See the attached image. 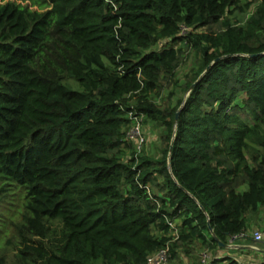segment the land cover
Segmentation results:
<instances>
[{"label":"trees","instance_id":"1","mask_svg":"<svg viewBox=\"0 0 264 264\" xmlns=\"http://www.w3.org/2000/svg\"><path fill=\"white\" fill-rule=\"evenodd\" d=\"M131 110L160 128L155 154L127 140ZM8 187L23 214L0 264H147L165 246L246 264L209 226L225 244L264 232V0H0Z\"/></svg>","mask_w":264,"mask_h":264},{"label":"rangeland","instance_id":"2","mask_svg":"<svg viewBox=\"0 0 264 264\" xmlns=\"http://www.w3.org/2000/svg\"><path fill=\"white\" fill-rule=\"evenodd\" d=\"M237 18L243 20L246 18V15H238ZM181 45H186V43L182 42ZM196 61L197 57L195 53L190 51V53L186 55L182 66L177 70L178 77H183V75L194 66ZM75 87H77V85H75ZM167 93H169L168 89L165 90L162 95L165 96ZM182 96L183 94L179 92L178 95L173 97V99L176 100ZM157 101L159 102L160 99H157ZM143 130L147 140L144 148L150 154H155L158 151L159 146L160 128L156 124L149 122L144 123ZM0 211V255L5 254L9 259H12L14 255L13 245L7 244L6 242L9 238H11L12 241H15V224L22 218L23 214V194L15 187H8L6 190L0 191ZM189 256L192 261H194V257L202 258V254ZM180 259L181 257L170 259L169 263L172 262V264H177Z\"/></svg>","mask_w":264,"mask_h":264},{"label":"built area","instance_id":"3","mask_svg":"<svg viewBox=\"0 0 264 264\" xmlns=\"http://www.w3.org/2000/svg\"><path fill=\"white\" fill-rule=\"evenodd\" d=\"M128 116L132 121V125L127 132L126 138L127 140L133 141L137 153H141L146 143V137L144 135V130H143L145 116L143 113H140L135 110H131ZM170 226L174 229L176 228L175 223L173 222H170ZM248 237H251L256 243L262 242L264 240V232L262 230H256L252 233L244 232L234 236L231 239L230 243H232L237 239L245 240ZM255 250L258 249L255 248ZM169 258H170L169 247L165 246L164 248L158 250L156 253L150 255L148 257L147 264H168ZM201 261L203 264H209L208 256L204 254L203 257L201 258Z\"/></svg>","mask_w":264,"mask_h":264},{"label":"crops","instance_id":"4","mask_svg":"<svg viewBox=\"0 0 264 264\" xmlns=\"http://www.w3.org/2000/svg\"><path fill=\"white\" fill-rule=\"evenodd\" d=\"M261 226H263V220H252L248 229V233H252L256 230H262ZM252 240L247 241V240H235L232 243L229 244L227 248H224V250H221L219 252V257H227L231 256L238 261H241L242 263L246 264H259V262L264 260V249L263 247H258V250H255L254 246H256L255 242H253V239L250 237ZM254 247V248H253ZM207 253V252H202ZM208 255H211L209 252ZM181 259L178 261L177 264H203L201 261V257L195 258L194 261L190 258V256H187L185 254L180 255ZM169 263V262H168ZM169 264H172L170 262Z\"/></svg>","mask_w":264,"mask_h":264},{"label":"water","instance_id":"5","mask_svg":"<svg viewBox=\"0 0 264 264\" xmlns=\"http://www.w3.org/2000/svg\"><path fill=\"white\" fill-rule=\"evenodd\" d=\"M192 87H193V85H192ZM192 87H191V88H192ZM186 96H188V95H186ZM179 112H180V111H178V112L176 113V117H175V120H176V121H178V118H179ZM209 228H210V232H211L212 237H213L215 240L218 241L219 245H220L222 248H227V247L229 246V244H225V243L221 242V241L218 239L217 235L213 232L211 226H209ZM253 248H254V247H253ZM254 249H255V248H254Z\"/></svg>","mask_w":264,"mask_h":264}]
</instances>
